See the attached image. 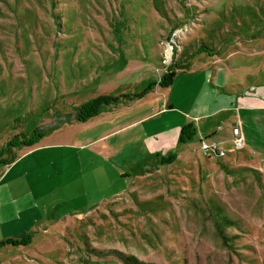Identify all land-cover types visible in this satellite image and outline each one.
I'll return each mask as SVG.
<instances>
[{"label": "rangeland", "instance_id": "374dc122", "mask_svg": "<svg viewBox=\"0 0 264 264\" xmlns=\"http://www.w3.org/2000/svg\"><path fill=\"white\" fill-rule=\"evenodd\" d=\"M202 47L224 95L264 86V0H0V160L36 133L80 150L58 157L70 183L31 186L45 222L0 264H264V160L230 127L225 155H205L209 137L180 143L158 112ZM168 70L175 91H154ZM102 96L116 100L76 120Z\"/></svg>", "mask_w": 264, "mask_h": 264}, {"label": "crops", "instance_id": "0c3cea01", "mask_svg": "<svg viewBox=\"0 0 264 264\" xmlns=\"http://www.w3.org/2000/svg\"><path fill=\"white\" fill-rule=\"evenodd\" d=\"M205 54L211 63L205 58ZM196 58L205 63V68L198 72L191 68L190 71L182 73L184 80L177 89V95L163 98L158 112L168 120L172 118L170 121L173 129L191 124L195 129L194 137L199 140L209 137V141L219 147L232 141L229 127L231 132L234 127L239 128L243 145L237 149L244 156L250 155L249 163L264 160V86L258 83L256 87L243 86V90L239 92L226 91V96L223 90H226L229 84L225 81L226 70L223 66L214 60V55L200 51L191 54L190 59L183 64L186 66L188 62L193 63ZM210 64L212 69L208 67ZM179 73L180 70L176 74ZM177 75L168 88H156L154 91H175ZM192 75L198 82L199 79L202 81L195 94L192 92ZM208 81L211 89L207 86ZM171 123L168 122L169 126ZM52 138V135L44 137L31 147H12L8 154L9 161L0 160V243L6 240H21L36 232L34 228L45 222L42 217L33 218L34 198L31 186L39 188L38 184L43 187L49 182L56 183V187H59L58 180H63L65 174L70 176L69 183L75 178L73 167L62 166L58 157L62 154L61 151L71 150L79 154V148L56 142ZM34 174L38 176L35 185L32 177ZM6 246L11 245H0V249Z\"/></svg>", "mask_w": 264, "mask_h": 264}, {"label": "trees", "instance_id": "16d2710c", "mask_svg": "<svg viewBox=\"0 0 264 264\" xmlns=\"http://www.w3.org/2000/svg\"><path fill=\"white\" fill-rule=\"evenodd\" d=\"M198 51L206 52L205 48H203V47L200 48ZM173 78H174V73L172 71L168 70L167 73L161 78L159 85L161 87H168L171 85ZM140 96H142V95H140ZM115 100L116 99L113 97H103L102 96V97L92 99V100L82 104L78 109V114L76 116V120L80 121V122H84V121H86L92 117L97 116L99 111H100V108L103 105H108L109 103L114 102ZM194 136H195V129L193 128V126L191 124H188V125L183 126L181 128L179 141H180V143H185L186 141H190ZM41 138H42V136L37 135V133H36L33 137L24 139V140L19 141L15 144L13 142H11L10 146L15 147V146L23 145V146L31 147V146L35 145L36 143H38ZM30 241H31V236L29 234L21 240L2 241L0 243V245L1 246L11 245L14 247H25L30 243Z\"/></svg>", "mask_w": 264, "mask_h": 264}, {"label": "built area", "instance_id": "2783aa9c", "mask_svg": "<svg viewBox=\"0 0 264 264\" xmlns=\"http://www.w3.org/2000/svg\"><path fill=\"white\" fill-rule=\"evenodd\" d=\"M232 134L234 137V143H235V147L236 148H240L243 145V136L241 134V131L239 128H233L232 129ZM201 150L203 151V153L205 155L208 154H214L215 156H224V151L223 150H219L217 144L214 143H207L205 141H203L201 143Z\"/></svg>", "mask_w": 264, "mask_h": 264}]
</instances>
